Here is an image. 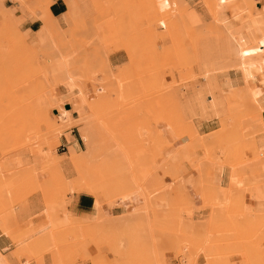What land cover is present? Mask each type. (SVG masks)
<instances>
[{
	"label": "rangeland",
	"instance_id": "1",
	"mask_svg": "<svg viewBox=\"0 0 264 264\" xmlns=\"http://www.w3.org/2000/svg\"><path fill=\"white\" fill-rule=\"evenodd\" d=\"M123 1L132 4L136 1V7L128 8V15H135L144 20L143 27L145 28L141 29V32L146 35L149 42L161 37L160 34L156 33L155 28L157 24H162L167 16L174 14L188 15L183 9V7L186 8L184 4H177L173 1ZM211 1L213 7H209L206 0L203 1L204 7L207 13L215 17L217 5L213 1L216 0ZM227 1L241 2L244 6H242L243 8L235 7L233 9L231 17L237 18L238 23L233 26L227 25V30L229 29L231 38H235L232 42H235L248 57L246 72L238 66L235 56L231 55L232 60H226V64L223 63L220 67L200 68L199 73H187L184 78L181 77L178 81L172 79L169 85L163 81L164 77L170 74V69H178L180 66L177 57L174 54L172 55L169 50L144 55L143 52L149 50H145L146 47L144 48L146 43L137 45L130 42L129 56L131 61L137 63L143 60V62L149 63L148 67H151V70L111 74L107 67V72H103L102 63L91 68L88 65L90 53L86 49H84L83 56H81V45L86 46L88 41L68 39L64 33L53 30L50 34L52 36L50 44L53 43L52 45L40 39V33L37 35L38 44L34 41L30 42L25 34L16 29L15 24L6 20V13L0 9V155L11 156L17 152L18 158L23 162H27V155L31 154L28 164L30 172L21 174L18 180L11 183V185H17L18 183L21 186L24 185V189L17 188L20 193L42 189L46 191L48 196L55 193L57 198L66 191H74V183H70L69 190L65 191L57 178L43 184L37 182L34 170L37 163L43 165V168L47 165V162L42 164L45 160L39 156L43 155L42 150H48L50 147L53 150L58 146L57 142L59 140L54 142L50 133L52 130L50 122L52 123L53 120L48 119L49 117L53 118L50 112L54 106L49 107L48 103L54 102V108L59 111L60 115L62 113L60 101L66 99L73 103L72 100L74 99L70 93L64 91L63 86L57 81L59 61L56 54L59 51L68 56V69L78 81L77 83L84 86L85 82L88 81L93 95L91 99L87 94L88 102L86 106L89 108V113H84L83 116L79 114V119L74 123L70 121L69 117L63 125L64 128H69V126L75 124L79 126V130L83 127L85 121L86 125L84 124V126L90 134L93 132V138L97 142L98 152L96 149L94 151L96 153L93 152V157L97 156L98 158L95 159L94 157L90 160V163H93L79 167L77 170L95 178L102 176L106 179L107 175H111V185L114 188L111 187L112 189H110L108 195L109 200L112 201L122 198L126 190L130 189L133 195H139L142 189L138 192L137 189L130 186L131 183L129 184L128 180L125 181V175L124 177L120 175L124 178L122 182L117 174L126 170V168H123L126 167L125 164L117 166V168L120 167V171L122 167V172L116 171L118 170L116 165L120 164V159L119 161L116 159L119 162L117 164L113 159L108 162L102 148L111 144V147L120 144L129 157L134 156L135 161L139 158V161L147 159L150 169L153 168L149 175V181L141 187L145 192L144 195L148 197L147 203L149 205L147 213L137 212L143 215V221H132L123 228L114 231L103 229L102 225L99 226L96 223H82L80 220H72L67 224L61 223L54 229L56 243L51 242L50 244L53 246H49V248L52 247L51 249L56 251L57 255V261L53 264H184V262H186L185 264H196L194 260H196L199 252H202L204 256L206 255L207 264H226L223 262L225 256L232 253L245 257L254 256L259 259L264 255V248L260 246L261 242H264V216L253 218L236 215L242 213V211L238 210L235 201H229V207L232 208L231 213L234 215L219 216L213 212L209 216L208 225L205 224L206 226L198 227L188 224L187 221L183 222L182 218V210L186 207L184 205L187 203V199L180 185L177 184L179 173H177L176 165L181 161L189 162L194 169L199 170L202 174L204 170L199 165H203V162L223 160V158L238 169L245 161L240 154L241 150L251 149L253 155L256 151L251 146L257 150V137L254 134L257 132L256 129L260 128L258 112L262 108L260 102H264V73L254 72L256 68L253 69L250 66H259L251 56V51L257 47L256 35L259 38L264 36V27L252 30L251 16L243 20L238 19L242 11L247 12V8L250 7L249 1ZM139 2H141V5H138ZM107 14L108 16L116 15L113 11H109ZM107 26L114 32L105 37L101 36L102 45L104 48H108L105 54L113 50L114 45H118L121 36L120 29L114 22H108ZM212 30L224 32L214 27L201 29L200 32H205L203 34L205 35ZM233 30H235L236 35L232 34V32L234 33ZM169 35H171L170 32ZM171 39V49H176L180 42L172 36ZM125 43L128 46V42L125 41ZM101 51V47L94 49L93 55L96 56ZM259 57L263 62L262 65H264V55H259ZM71 68H77L78 70L82 68V71L72 72ZM228 69L238 72L242 83L231 85L229 82L221 81V86H217V76L222 77ZM97 74L101 75L100 82L102 83H96ZM192 79L196 80L197 88L200 90L198 92L200 117L205 118L208 116L207 113L211 112L212 115L219 117V122L223 127H226V119L234 117L233 127L238 130L234 135L222 133L198 135L195 130H188L189 135L186 140L189 142L188 149L183 152L175 149L174 154L168 157L172 165L170 163V165H160L163 159L162 156H165V152L161 150L165 145V141H160L156 126L161 121H167L162 118V108L169 102V99L176 103L178 96L183 95L175 89L177 83H183L184 85L186 80ZM248 80L249 88L243 89V86L246 85L245 87H247ZM257 84L260 85L259 88H257L259 86ZM168 87H170L169 93L166 92ZM101 89H103V93H101ZM103 94L107 96L114 95L115 98L108 102L107 98H101ZM206 96H209L210 99L206 100ZM231 97L235 100V104L230 103ZM39 102L42 105H39ZM145 102L148 104L147 113H145ZM216 102H218L217 106L221 107L218 111L215 110ZM74 107L79 111L78 104ZM59 115L55 116L54 119L56 120ZM94 121L106 123V128L94 131L93 129H96L97 125ZM88 123L90 124L88 125ZM248 127L256 129L250 131V133L242 134L243 128ZM67 133L66 131L63 133L65 137L69 136ZM110 136L115 140L113 141ZM26 137H35L36 145L28 147L24 142ZM246 138L249 140L246 141ZM108 139L111 141H108ZM25 146L29 150L34 148L35 151L25 153ZM197 152H200V155ZM256 155L259 156V154ZM102 156L103 158H100ZM53 158L59 161L62 157L57 154ZM134 160L132 164L134 167H128L129 176H139ZM254 160L256 158L253 159L252 157L253 162ZM71 171L76 172V170ZM76 173L79 176V173ZM163 175H168L172 184L163 183L161 180ZM116 176L119 178L117 179L119 182L115 185ZM59 177L60 179H66L61 175ZM1 183H4V181ZM247 183L248 179L244 184L245 188H247ZM203 195L206 198L204 200L205 206L217 208L214 206L215 203L223 206L227 203L225 199H214L211 189L206 188ZM98 242H100L99 248L96 247ZM87 244L94 247L93 253L85 251L84 246ZM46 248H41L40 251L36 249V252H43L47 250ZM245 264L262 263L249 262Z\"/></svg>",
	"mask_w": 264,
	"mask_h": 264
},
{
	"label": "crops",
	"instance_id": "2",
	"mask_svg": "<svg viewBox=\"0 0 264 264\" xmlns=\"http://www.w3.org/2000/svg\"><path fill=\"white\" fill-rule=\"evenodd\" d=\"M167 1L184 4L186 8L183 7V9L188 15L181 16L174 14L167 16L162 24H157L155 28L156 33L160 34L161 37L151 42L147 41L146 35L141 32V29L145 28L143 27L144 20L135 15H128V8L136 7V1L132 4L126 3L123 0H50L48 6L44 7V2L42 4V1L40 2L39 0H0V9L6 13V20L8 22L15 24L16 29L20 33L25 34L30 42L34 41L37 44V35L44 25L42 18H46L48 22L54 20L53 22L59 27H57L58 31L64 33L66 38L88 41L86 46L81 45V56H83L84 49L90 53L88 65L91 68L102 63L103 72H107V67L111 74L151 70V67H148L149 63H145L143 60L137 63L131 61L129 56L130 42L137 45L146 43L144 48L146 47L145 50H149L143 52L144 55H152L153 52L161 53L169 50L172 55L174 54L177 57L180 65L178 69H170V74L164 77L163 81L169 85L172 79L178 81L179 78H184L187 73L200 72L199 64V67L195 64V62H198L200 56L198 42L205 33L200 32V30L214 27L228 31L227 25L233 26L238 23L237 18L231 17L233 9L235 7L243 8L244 6L241 2L213 1L216 3L217 9L215 8L216 16L212 17L205 10L204 0ZM206 1L209 3V7H213L211 0ZM243 1H249L250 7L247 8L248 13L242 11L238 19L243 20L251 16L250 24L252 30L263 28L264 0ZM138 5H141V2ZM109 11H113L116 15L108 16L107 12ZM48 19H51V21ZM108 22L115 23L120 29L119 33L121 36L118 45H114V49L105 54L108 48H104L102 45L101 36L105 37L114 32L112 29H109L110 25L106 27ZM223 23L226 24L225 28L223 27ZM233 31L234 33L232 32V34L236 35L235 30ZM169 32L171 35H169ZM171 36L180 42L176 46V49H171ZM255 39L257 47L251 51V56L259 66L252 65L250 68H256L254 72L264 73L263 62L259 59V55H264V36L259 38L256 35ZM125 41L128 42V46ZM234 45H236L235 42ZM99 47H101L102 51L94 56V49H98ZM229 53V51H225V48H223L222 51L221 49L212 51L209 55L211 57L227 56L226 60L231 61L232 56ZM80 70L82 71V68L79 70L71 68L72 72ZM100 79L101 75L97 74L96 83H102ZM221 81L229 82L231 85L242 83L240 74L232 71V69H228L222 77L217 76L216 85H220ZM109 83L111 84V82ZM84 86L86 93L92 99L93 95L90 83L86 81ZM245 86H243V89L249 88V80L247 87ZM259 87L260 85L257 88ZM169 88H167L168 90L166 89L167 93H169ZM196 88L197 83L193 79L186 80L184 85L183 83H177L175 89L178 93H183V95L178 96L176 103L169 99V102L162 108V118H165L167 121H161L156 126L164 139L162 142L165 141V145L161 149L165 152V156H162V161L172 156L176 148H180L181 152L188 149L189 142L186 141L189 135L188 130H195L198 135H216L219 133L234 135L237 132L236 130H238L233 127L232 122L234 117L226 119V127H223L219 122V117L212 115L211 112H208V116L205 118L200 117L198 98L194 96V89ZM103 92V89H101V93ZM103 97L107 98L108 102L115 98L114 95L107 96L104 94L101 95V98ZM205 99L209 100L210 98L206 96ZM77 103V99H74L73 103L66 99L60 101V104H62L61 110L69 113L70 121L73 123L79 119L78 111L74 107ZM230 103L235 104V100L232 97L230 98ZM38 104L42 105L41 102ZM48 104L49 107H55L54 102ZM217 105L218 102L215 105L216 111L221 108ZM260 105L262 106L258 112L260 128L248 127L243 128L242 131V134H247L256 129L257 132L254 135L257 137V150L251 146L256 151L253 155L251 149H242L240 154L245 161L242 162L238 169L223 157H220L223 160H214L208 163L203 162V165H199L204 170L202 171L203 174L199 170L194 169L187 161H181L176 165L177 173H179L177 184L178 186L180 185L187 199V203L184 205L186 207L182 210L183 222L187 221L188 224L199 227L205 224L208 225L209 216L213 212L219 216L234 215L231 213L232 208L229 207V201H235L238 210L242 211V213L236 215L253 218L264 216V102L261 101ZM54 107L50 112L53 117L59 115V111ZM147 111L148 104L145 102V113ZM84 112L88 114L89 109L87 106L83 107L82 113ZM69 128L67 132L71 139L68 140L63 134L60 135L58 146L53 149L54 156L58 154L62 157V160L55 162L51 159L55 163H51V160H48L49 162L47 161V163L43 161L42 164H47L45 168L39 163L34 166L37 182L43 184L60 175L64 178L72 177L71 165L68 166L70 162L65 158L67 157V147L73 141L78 150H83L85 145L82 139L80 140V136H78L79 126L72 124ZM180 136L181 138H179ZM247 140L249 139L246 138ZM197 154L200 155V152H197ZM256 154H259V156ZM30 157L31 154L29 153L27 155L28 161L23 162L18 158L17 152L11 156L0 155V264L55 263L57 261L56 251L51 249L52 247L49 248V246L51 241L54 244L56 243L54 229L61 223L67 224L72 220H80L82 223H96L99 226L102 225L103 229L114 231L123 228L132 221L144 220L143 215L136 212L144 204L138 195L117 198L107 204L101 202V206L98 207L93 196L82 191L78 193L66 191L64 192L65 194L63 193L58 198L55 193L52 196H48L46 191L42 189L29 193L18 192L17 188L24 189V185L21 186L20 183L11 185V183L17 181L21 174H28L30 172L28 167ZM252 157L253 159L254 157L256 158L254 162L252 161ZM139 159L134 160V164L136 169H138L139 176L145 178L147 172L153 168L150 169L147 159H143V161H139ZM53 164L57 165V168ZM58 164L60 168L62 167L61 170ZM67 169L68 171H65ZM240 172L241 174H239ZM255 174L257 178L254 176ZM247 179V188H245L244 184ZM161 180L163 183L172 184L168 175H163ZM2 181L4 183H1ZM28 187L30 188L31 186ZM206 188L212 190L214 199H225L227 202L225 206L218 205L217 203L214 205L217 208L205 206L204 200L206 198L203 195V191ZM99 246L100 242H98L96 247L99 248ZM260 246L264 248V242H261ZM44 247H47V250L39 252ZM84 248L86 252H94L92 245L87 244ZM36 249L39 251L36 252ZM223 262L226 264H245L249 262L264 264V255L259 259L254 256L245 257L232 253L225 256ZM195 263L207 264V257L200 252L197 254Z\"/></svg>",
	"mask_w": 264,
	"mask_h": 264
},
{
	"label": "bare ground",
	"instance_id": "3",
	"mask_svg": "<svg viewBox=\"0 0 264 264\" xmlns=\"http://www.w3.org/2000/svg\"><path fill=\"white\" fill-rule=\"evenodd\" d=\"M42 4L44 2V7H47L48 4L50 3V0H39ZM219 2V1H218ZM218 4V3H217ZM219 5V4H218ZM43 8V7H42ZM43 10H46V9H43ZM74 14V13H73ZM76 15V14H75ZM74 16V15H73ZM71 16V17H73ZM45 17V16H44ZM72 19V18H71ZM49 20V19H48ZM42 21L44 22L43 24V28L42 30L39 32L40 33V39H42L45 43L49 42L48 44H50V41L52 42V36L50 35L51 34V31L53 32V30H58V26H56V24L53 22L54 20L51 21V19L49 21L51 22H48L46 20V18H42ZM224 24V23H223ZM224 26H226V24H224ZM223 26V27H224ZM58 27V28H57ZM227 27V26H226ZM225 28V27H224ZM228 28V27H227ZM225 30V29H224ZM55 32V31H54ZM58 32V31H57ZM59 36V35H58ZM231 40H234L231 38V34L229 32V29L228 31H219V30H212L208 33H206L205 35H203L200 39H199V48H200V56H199V60L198 62H195V64H197L196 66H200V68H213V67H220L223 63L226 64V57H222V56H219V57H211L209 55V53H211L212 51H217L219 49H222L225 48V51H229L231 55H234L235 56V60H236V63L238 64V66L244 71L246 72L248 66V57L246 54H244L245 52H242L239 48V46L234 45V43L232 44V41ZM53 43H51L50 45H52ZM54 46V45H53ZM197 46V45H196ZM224 52V51H223ZM56 58L57 60L59 61V66H58V74L56 75L57 77V81L59 82V84L61 86H63V89L66 93H70V95L72 96V98L74 99H77L78 100V105L80 107L79 111H78V114H80V116H83L84 113H82V109L84 106H86L87 102H88V95L86 93V90H85V87L83 86V84L81 85L78 84L75 79V77L70 73L69 69H68V56L64 55L63 53H61V51L58 52V54H56ZM198 66V67H199ZM55 79V78H54ZM53 79V80H54ZM194 96L196 98H198V92L200 91L198 88L194 89ZM193 96V95H192ZM193 98V97H192ZM74 99L72 100V102H74ZM195 99V98H194ZM196 100V99H195ZM197 101V100H196ZM75 104V105H77ZM88 107V106H87ZM89 109V108H88ZM57 110V109H56ZM82 113V114H81ZM89 113V112H88ZM93 116V115H92ZM69 113L68 112H65V111H62V113L57 117V119L55 120L54 117H49L48 119H52V123L50 122V125L52 130H51V137L52 139L54 140V142H57L59 140V137L60 135H62L65 131L67 132L68 128H64V124L66 123V120L69 119ZM96 117V116H95ZM47 119V120H48ZM94 119V118H93ZM92 119V120H93ZM98 119V118H97ZM95 119V120H97ZM90 120H91V117H90ZM68 122V121H67ZM95 122V121H94ZM69 123V122H68ZM85 124V121L83 122ZM82 123V124H83ZM92 123V122H91ZM97 122H95V125H96ZM176 123V122H175ZM48 124V123H47ZM83 124V127H81L79 130H78V136H80V140L82 139V141L84 142V145H85V148L83 150H78L77 147H76V144L75 142L73 141L68 147H67V157H65L69 162L70 164L68 166H70V169L71 170H76V172L79 173V176H77V173L76 172H72V177L70 178H66V179H60V177L58 176L57 177V180L58 182L60 183V185H62L66 190H69V187H70V183H74L75 184V188H74V193H78L79 191H82V192H86L87 194H90L93 196V198L95 199V202H96V205L99 207L101 206V202H105L106 204L111 202L109 200V195L108 193L110 192V189L114 188L112 187L111 185V178L110 176L107 175V178L104 179V177L102 178V176H99L98 178H95L89 174H83V173H80L77 169H79V167H83L84 165H90V160H92L94 157H93V152L97 149V152H98V148L96 147L97 146V142H95L94 140V136H93V132H92V129H91V134L90 132H88L89 130H87L86 126H84ZM90 123H88L89 125ZM106 123L100 121L97 123L96 125V129L94 128L93 130H97L100 128H106ZM178 124V123H176ZM49 125V124H48ZM86 125V124H85ZM49 126V127H50ZM66 126V125H65ZM70 127V126H69ZM89 127V126H88ZM98 127V128H97ZM171 128V127H170ZM47 129V128H46ZM70 129V128H69ZM71 130V129H70ZM48 131V130H47ZM41 132V131H39ZM97 132V131H96ZM99 132V131H98ZM110 132V131H109ZM49 133V134H50ZM95 133V132H94ZM175 133V132H174ZM68 134V133H67ZM99 134V133H98ZM64 135V134H63ZM69 135V134H68ZM107 135V133H106ZM159 137H160V141L164 140L163 137L160 135V132H159ZM65 136V135H64ZM179 136V135H178ZM67 137V136H66ZM69 137V138H68ZM68 140H70V136H68ZM114 137V136H112ZM116 137V136H115ZM99 138V137H98ZM111 138V136H110ZM176 138H178L176 136ZM181 138V136L179 137ZM79 139V138H78ZM101 139V138H100ZM113 141L115 139L111 138ZM25 140V139H24ZM79 141V140H78ZM99 141V140H98ZM108 141H111L108 139ZM107 141V142H108ZM26 143V145L28 147H30L31 145H36V138H27L26 137V141H24ZM67 142V141H66ZM70 142V141H69ZM58 143V142H57ZM102 143V142H101ZM106 143V142H105ZM116 143V141H115ZM100 144V143H98ZM109 144V143H108ZM182 144V143H181ZM180 144V145H181ZM45 145V144H44ZM48 145V144H47ZM110 145V144H109ZM112 145V144H111ZM106 146L104 148H102V151H104L105 155H106V160L109 162L110 159H113L115 160L116 164L120 162V164H117L116 165V171H120V167L117 168V166H122V164L126 167H123V168H126V170L124 172H122V167H121V171L122 173H119L117 174V176L119 175H125V181L128 180L129 181V184L131 183L130 186H132L133 188L137 189L138 192L141 191L140 189H142L141 192L143 193H139L138 196H140V198L143 200L142 203L143 206L141 208H139L138 210H136V212H142V213H147L148 212V208H149V205L147 203V199L148 197H146L144 194V190L143 188H141L143 186V184L145 182H148L149 181V175L150 173L153 171V169L151 171H148L147 172V175L145 178L143 177H140V176H137V175H132V176H129L128 174V167H134L132 164H133V160H134V156L133 157H129L123 147L120 146V144H115L114 147L112 146ZM25 146V148L27 147ZM103 147V146H101ZM100 147V149H101ZM180 147V146H179ZM51 148V147H50ZM44 149L42 150L43 152V155H39L40 157H42L46 162L48 160H54L55 162H58V159L55 160L54 157V151L51 149ZM28 148H26V152L25 153H28V152H34L35 149L34 148H30V150L28 151L27 150ZM34 149V150H33ZM177 151H180V148H176ZM33 150V151H32ZM41 151V150H40ZM36 153V152H35ZM96 153V152H94ZM100 153V152H99ZM41 154V153H39ZM98 154V153H97ZM96 154V155H97ZM66 155V154H64ZM102 155V154H101ZM58 158V157H57ZM98 157L96 156L95 159H97ZM100 158H103L100 157ZM62 160V158H60ZM59 159V161H60ZM120 161L117 162V160ZM51 160V163L54 162ZM99 160V159H98ZM96 161V160H95ZM94 161V162H95ZM49 162V161H48ZM54 162V163H55ZM65 162V161H64ZM114 162V161H113ZM50 163V164H51ZM90 163V164H89ZM171 164V161H170V158L166 159V160H163V162L160 164V165H163V164ZM49 164V163H48ZM109 164V163H108ZM169 164V165H170ZM52 165V164H51ZM54 165V164H53ZM65 165V163H64ZM159 165V166H160ZM172 165V164H171ZM55 166V165H54ZM57 166V165H56ZM55 166V167H56ZM59 166V164H58ZM62 166V165H61ZM67 166V167H68ZM166 166V165H165ZM65 167V166H64ZM113 167V166H112ZM164 167V166H163ZM57 168V167H56ZM60 168V166H59ZM62 168V167H61ZM60 168V170H61ZM114 168V167H113ZM167 168V167H166ZM69 169V168H68ZM65 170V171H68ZM162 169V167H161ZM165 169V167H164ZM57 170V169H56ZM159 170V169H158ZM58 171V170H57ZM70 172V171H69ZM111 172V171H110ZM65 173V172H63ZM71 173V172H70ZM114 173H117V172H114ZM113 173V174H114ZM157 173V172H156ZM67 174V173H66ZM103 174V173H102ZM106 174V173H105ZM109 174V173H108ZM58 175V174H57ZM60 175V174H59ZM71 175V174H70ZM104 175V174H103ZM113 176V175H112ZM116 176V179L114 182V184L116 185L117 182V178ZM155 176V175H154ZM120 178L122 179V182L124 181L122 178V176H120ZM151 179V178H150ZM121 181V180H120ZM127 181V182H128ZM127 184V183H126ZM114 185V186H115ZM128 185V184H127ZM112 187V188H111ZM130 188V187H129ZM132 190V189H131ZM73 191V190H72ZM114 191V190H113ZM64 192V191H63ZM63 194V193H62ZM65 194V193H64ZM111 194V193H110ZM125 195H122V198L124 197H131L133 196V194L131 193L130 189L129 190H126ZM113 198V197H112ZM62 199V198H61ZM151 203V202H150ZM111 204V203H110ZM102 221V220H101ZM101 223V222H100ZM51 239V238H49ZM51 241V240H49ZM52 242V241H51ZM51 246H53L52 244H50ZM202 251V249H201ZM200 253V252H199ZM204 255V254H203ZM206 256V255H205ZM197 257V256H196ZM195 261V260H194Z\"/></svg>",
	"mask_w": 264,
	"mask_h": 264
}]
</instances>
